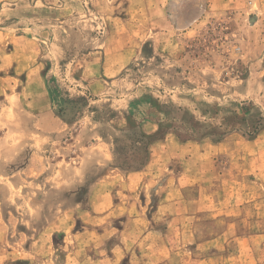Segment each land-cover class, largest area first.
<instances>
[{"label":"rangeland","instance_id":"374dc122","mask_svg":"<svg viewBox=\"0 0 264 264\" xmlns=\"http://www.w3.org/2000/svg\"><path fill=\"white\" fill-rule=\"evenodd\" d=\"M160 1L161 22L149 10L148 23L161 32L147 33L128 31L132 10L103 15L87 0L0 3V264H91L90 245L108 249L72 240L109 230L108 203H90L108 167L81 161L98 140L123 171L141 169L156 143L161 183L178 177L202 208L190 186L222 184L239 150L264 154V0L200 22L189 11L199 0ZM132 44L128 61L115 56Z\"/></svg>","mask_w":264,"mask_h":264},{"label":"crops","instance_id":"0c3cea01","mask_svg":"<svg viewBox=\"0 0 264 264\" xmlns=\"http://www.w3.org/2000/svg\"><path fill=\"white\" fill-rule=\"evenodd\" d=\"M87 1L93 10L103 15L110 14L113 9L132 10L130 16H126L130 21L128 31L132 27L135 32H161L148 23L149 10H155L156 19L161 22L160 0ZM246 4L247 0H199L190 3L189 11L192 18L195 17L193 21L200 22L202 17L222 15L230 8L240 10ZM166 21L167 27L175 29L179 25L175 21ZM136 47L135 44L126 45L127 56L122 53L115 56L121 55L128 61V53L132 57ZM108 48L113 49L112 46ZM105 56L106 59L111 57V51ZM155 130L151 123L143 125L145 133ZM254 140L256 144L258 139ZM154 147L156 143L151 146L141 169L129 171L112 164L109 143L98 140L87 149L81 161L108 167L93 187L90 203L92 209L97 208L96 202L99 205L108 203L105 215L108 220L103 219L107 221L109 230L95 235H85L82 230V233L72 235L78 251L80 244L84 248L90 245L91 237H95L92 245L97 239L111 243L108 249L90 245L88 251L92 252L86 256L95 258L91 264H99L98 258L104 253L108 256L107 264H118L116 259L121 256L135 259L139 264H264V154L239 150L235 158L228 156L220 186L216 181L205 184V187L199 184L190 186L192 190L204 191L206 201L202 208L198 206L201 205L199 199L182 198L180 194L189 187H183L178 177L166 178L161 183V155ZM208 176L219 180L213 174ZM199 210L205 211L208 221L203 235L197 231L201 221L197 215ZM161 221L165 223L162 229Z\"/></svg>","mask_w":264,"mask_h":264}]
</instances>
